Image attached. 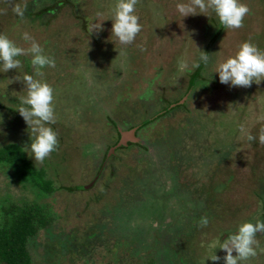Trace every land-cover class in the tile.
Wrapping results in <instances>:
<instances>
[{
	"label": "rangeland",
	"instance_id": "1",
	"mask_svg": "<svg viewBox=\"0 0 264 264\" xmlns=\"http://www.w3.org/2000/svg\"><path fill=\"white\" fill-rule=\"evenodd\" d=\"M51 1L40 0L45 5ZM70 1L56 6L45 19L29 14L21 19L12 5L29 4L26 12L32 14L42 5L34 6L33 0H0V34L27 48L30 44L22 35L28 32L56 63L55 68L39 69L42 76L34 68L32 74L54 89L56 123L48 126L59 130V137L64 135L62 140L58 137L57 150L43 164L56 186L88 185L97 177L86 189H59L52 204L60 214L61 228L75 227L83 233L99 225V237L86 244L89 247L85 250H64L56 243L52 246L47 236V249L53 255L46 254L43 263L41 259L36 263L141 264L153 253L161 257L160 263L170 264L164 259L171 254L174 242L189 263L224 264L226 252L210 245L219 240L222 243L230 232L236 234L243 222L264 221L258 198V194L264 195V144L258 140L264 128V81L253 82L248 88L233 87L221 84L219 74L213 71L219 62L234 56L243 42L264 51V0H240L250 12L242 28L227 29L223 34L226 42H218L211 49L205 73L208 79L198 84L188 103L191 112L187 114L192 120L180 111L160 119L156 116L157 120L151 118L154 122L141 127L140 140L130 147L120 146L100 172L104 148L109 152L110 144L118 138L117 130L105 118L108 112L119 121L121 130L127 131L128 120L137 123L160 110L161 86L184 77L180 63L191 67L197 62L210 39L204 34L206 28L217 30L215 21L220 22L211 12L182 18L175 5L186 0H139L135 14L142 31L133 44L124 46L111 36L117 0ZM97 12L103 13L105 21L101 31L91 33L89 26L98 21ZM26 58L31 57H18L22 67L0 72V102L15 108L22 121V129L10 139L25 140V147H30L29 127L16 110L19 98L26 95L23 76L30 75ZM175 60L176 70L172 66ZM159 66H164L161 80L153 76ZM185 86L179 83L167 93L175 96ZM143 94L148 98L142 100ZM5 113L0 110L1 143L7 137ZM240 125L257 139L249 142ZM23 152L32 157L25 148ZM29 182L31 178L24 180L0 164V201L6 202L7 194L17 204L24 198L34 200L35 188ZM43 201L51 200L47 197ZM196 207L200 215L195 214ZM204 211L209 223L199 227ZM169 219L172 226L167 223ZM190 219L189 236L181 237L178 225L185 226ZM257 239L264 248V233H257ZM39 250L42 253L43 248ZM213 254L221 259L207 260ZM241 264H264V253Z\"/></svg>",
	"mask_w": 264,
	"mask_h": 264
},
{
	"label": "clouds",
	"instance_id": "2",
	"mask_svg": "<svg viewBox=\"0 0 264 264\" xmlns=\"http://www.w3.org/2000/svg\"><path fill=\"white\" fill-rule=\"evenodd\" d=\"M139 0H117L112 17L111 36H114L119 44L128 46L133 44L138 34L142 31L139 17L136 15V5ZM33 5L40 6V0H33ZM179 15L187 17L190 15L215 13L224 29L236 30L243 27L244 18L249 14V7L240 0H186V2L175 5ZM28 5L19 3L12 5V11L21 19L24 18ZM98 21L89 26L90 32L102 30L103 13L97 12ZM22 39L30 46L20 47L6 35L0 34V72H8L12 69L22 67L21 56H30L31 65L37 70V75H43L39 69L44 67L55 68V60L44 53V48L28 33L24 32ZM144 51L142 45H139ZM200 63L207 66L211 56L203 51L199 56ZM200 63L193 62L192 68H197ZM186 62L180 63L181 70L187 69ZM213 73L219 74L221 84H230L233 87H251L253 82L260 84L264 81V51L258 49L251 42H243L234 56L219 62ZM25 84L26 95L19 98L20 106L16 109L29 127L31 134V145L25 150L30 151L35 163L43 165L58 146V133L50 126L56 123L54 111V89L46 82L34 79L32 75L25 74L22 79ZM240 132L251 142L256 140L244 125H240ZM259 143L264 144V128L260 130ZM209 220L201 217L199 227H207ZM237 233H228L227 239L222 243L219 241L210 245L226 252L223 257L224 264H241L260 253L264 248L260 247L257 233H264V221L257 219L253 222H243L238 225ZM218 245V247H217ZM259 249V252H258ZM236 255H233V253ZM215 253V252H214ZM219 261L221 258L215 254L207 260Z\"/></svg>",
	"mask_w": 264,
	"mask_h": 264
},
{
	"label": "trees",
	"instance_id": "3",
	"mask_svg": "<svg viewBox=\"0 0 264 264\" xmlns=\"http://www.w3.org/2000/svg\"><path fill=\"white\" fill-rule=\"evenodd\" d=\"M70 2V0H52L46 5L40 2L42 7L35 11L36 13L32 14L30 12H26L25 14H29L31 18L36 17L45 19L46 15L55 10L56 6L66 5ZM214 21L215 19H213V25ZM44 22L41 24H44ZM215 22L217 23L215 26L217 27V30L215 29L216 31L212 29L210 31V29L207 27L206 31L204 32V34L210 36V39L204 49V52L207 54L210 53L211 49L214 48L216 43L221 41L223 42L224 40L226 42V38L223 39V34L225 31H227V29H224L223 25L218 23V21ZM85 23L86 22H84V24ZM46 24H48V21H46ZM24 57L25 56H21V58ZM26 60L27 72L32 75L34 71L33 66L31 65V58H26ZM197 63H200L199 58ZM172 66H174V70L179 69L178 62L176 60ZM191 67L183 70L184 77H182V79L177 78V84H186L181 93L175 96H170L167 93L170 88L176 87V82L169 83L168 86H161L162 96L159 98L161 100L159 102L161 105L160 110L149 115L146 119L141 120L140 122L138 121L137 123H132L130 120H128L127 122L129 125H127V127H138L139 124H141L140 127H144L149 125L151 122H154V120L151 118H155L157 116V119H160L166 115H171L178 111H180L181 114L190 113L191 110L189 109L188 103L191 100V95L194 93V89L198 86V84L201 85L208 79L205 74L208 72V68L203 63H200V66L197 68L191 69ZM154 69L155 71H153V76L156 79L161 80L163 77L162 72L164 71V66L155 67ZM171 70L172 67L170 68V71ZM146 95L147 94H143L141 96L144 97ZM186 96L187 100H184ZM147 98L148 97H144L142 100ZM0 110L7 112L5 115H3V119H5L7 124V137L6 142L1 143L0 141V164H5V166L12 168L14 173L18 176H22L24 180L29 181V178H31V183H29L35 188V190L32 191V193L35 195L34 200L30 201L25 198L23 200L19 199L21 204H17L16 201L12 200L9 194H7V196H5L6 202L0 201V264H39L36 263L37 259H41V263H43L44 260L42 259L45 258L46 254L48 255L50 253L48 251L49 249H47V246H49L47 243L48 238L46 239L47 236L49 237L51 244L56 243V245H58L61 249L73 250L75 248H82L85 250L89 247L86 244H91L90 241L92 242V240L97 238V236L99 237L100 231L97 229L99 225L96 228H91L90 230H87L83 233H80V229L75 227H71L69 229L61 228L64 225L59 224V219L61 218L60 214L52 204V201L55 198V193L59 189H65L68 191L82 190L84 189V185L56 186V181L54 180L53 176L50 175L47 165L36 164L34 157H28L23 152L25 148L23 142H25V140L17 141L16 137L14 140L10 139L14 137V133H19L22 129V121H20L18 114L15 113V108L13 109L12 107L6 106L3 102H0ZM186 116L192 120V116L188 114ZM9 117L12 118L9 119ZM105 118H107V122L111 123L112 127L118 131V126L121 125L119 121L113 119L109 112ZM56 132H59V130ZM63 136L64 135L58 137L61 139ZM107 154L108 152H104L103 154L102 162L99 165V172L102 170L105 160L108 159ZM47 197H50L51 201H43L44 198ZM258 198L261 201L262 208L264 209V195L262 196L258 194ZM115 212H117V210H115ZM256 216V218H258V215ZM79 235L81 236L79 237ZM76 244H78V247H76ZM39 247L43 248L42 253L39 250ZM154 249L159 250L156 248ZM80 254V257L86 258L85 254ZM172 256H174V254H172ZM160 259L161 257L159 255L150 253L147 256L146 261L141 264H162L159 262Z\"/></svg>",
	"mask_w": 264,
	"mask_h": 264
},
{
	"label": "flooded vegetation",
	"instance_id": "4",
	"mask_svg": "<svg viewBox=\"0 0 264 264\" xmlns=\"http://www.w3.org/2000/svg\"><path fill=\"white\" fill-rule=\"evenodd\" d=\"M133 128H136V127H134V126H132V127H129L128 129L130 130V129H133ZM122 128L120 127V126H118V138H117V140L111 145L110 144V148L111 147H113V146H115L116 144H117V142L119 141V139H120V137H121V132H120V130H121ZM140 129H141V127H139V125H138V127H137V129H136V131H135V135H136V137H137V141H135V142H138L139 140H140V136H139V131H140ZM123 130V129H122ZM125 130H127V129H125ZM132 144H134V141H128V143H127V146L128 147H130ZM122 146H125V145H122ZM121 146V147H122ZM109 148V149H110ZM118 148H120V147H116L113 151H112V154H110V157H108V159L107 160H105V162L106 161H110V159H111V157L112 156H114V154L116 153V151L118 150ZM104 152H108L107 150L105 151V148H104ZM108 155V154H107ZM115 157V156H114ZM113 158V157H112ZM105 162H104V165H105ZM103 165V166H104ZM103 170V169H102ZM95 178H97V177H94L93 178V181H91L90 183H91V185H92V182H94V179ZM264 194V193H263ZM167 196H168V194H167ZM167 199L169 200V197H167ZM166 200V199H165ZM169 202V201H168ZM202 205H203V207L204 206H206L205 205V203L204 202H202ZM196 206V205H195ZM167 211V210H166ZM166 211H163V212H161V213H159L158 215H161V214H163V213H165ZM206 213H208L207 211H204V213H203V215H205ZM195 214H197V215H200L201 214V212H199V210H197V207H196V212H195ZM183 216H185V215H183ZM182 216V217H183ZM205 217H207V215H205ZM174 219L172 218V221H173ZM171 221V219H169V222H167L168 224H169V226H172L173 224L171 223L172 222ZM175 222H176V220H174ZM191 219L189 220V221H187V223H185L186 225L184 226V225H182V224H179L178 226H180V230L178 229L177 231H179L178 233L180 234L181 232V237L184 235V237L186 236L187 237V235L189 236V233H190V225H191ZM193 222H195L196 223V221L194 220ZM193 222H192V225H193V227H194V224H193ZM182 223H184V222H182ZM197 224V223H196ZM177 227H174L173 228V231L176 229ZM183 228V229H182ZM185 229V230H184ZM182 230H184V231H182ZM187 230V231H186ZM185 234H184V233ZM177 233V234H178ZM156 239V238H155ZM172 239V238H171ZM177 239V238H176ZM156 242H157V239H156ZM171 243H172V240H171ZM169 245H171V244H169ZM176 244L173 242L172 243V247H171V250L169 249V252H171V254H169L173 259H171V258H169V255L164 259L165 261H170V262H168V263H170V264H172V262H174V264H175V262H176V260L179 262V263H177V264H192V263H189L188 262V260L184 257V256H182V255H180L181 254V251L179 250V249H177V247L175 246ZM174 246H175V248H174ZM153 247V246H152ZM172 254H174V256H172ZM166 263V262H165ZM165 263H162V264H165Z\"/></svg>",
	"mask_w": 264,
	"mask_h": 264
},
{
	"label": "water",
	"instance_id": "5",
	"mask_svg": "<svg viewBox=\"0 0 264 264\" xmlns=\"http://www.w3.org/2000/svg\"><path fill=\"white\" fill-rule=\"evenodd\" d=\"M187 98V96L185 97ZM181 102H184V101H181ZM137 128H133V129H130V130H127V131H122L120 130L121 132V137L119 139V141L117 142V144L113 147L110 148L109 152H108V155H110V153L116 148V147H120L122 145H127L128 141H137V137L135 135V131H136ZM91 186V183L88 184V185H84L83 188L86 189L88 187Z\"/></svg>",
	"mask_w": 264,
	"mask_h": 264
}]
</instances>
